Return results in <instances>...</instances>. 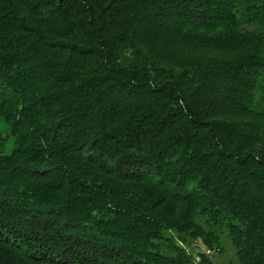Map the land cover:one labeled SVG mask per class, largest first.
Wrapping results in <instances>:
<instances>
[{"label": "trees", "instance_id": "obj_1", "mask_svg": "<svg viewBox=\"0 0 264 264\" xmlns=\"http://www.w3.org/2000/svg\"><path fill=\"white\" fill-rule=\"evenodd\" d=\"M0 117V264H264V0H0Z\"/></svg>", "mask_w": 264, "mask_h": 264}, {"label": "rangeland", "instance_id": "obj_2", "mask_svg": "<svg viewBox=\"0 0 264 264\" xmlns=\"http://www.w3.org/2000/svg\"><path fill=\"white\" fill-rule=\"evenodd\" d=\"M0 129L2 131H6L7 125L4 122L3 118L0 117ZM7 143L12 145V139H10ZM167 233H171V236L175 237L176 241L179 245L185 247V249L194 252L197 259L201 261L202 256L206 258V264H238V256L236 253V249L232 245L230 239L227 236L221 237L222 250L219 251L216 247H208L201 238H193L190 243H185L182 239L177 236V233L174 231H166ZM200 251L199 255L197 252ZM202 255V256H201Z\"/></svg>", "mask_w": 264, "mask_h": 264}]
</instances>
